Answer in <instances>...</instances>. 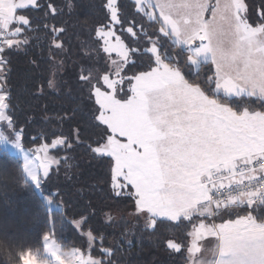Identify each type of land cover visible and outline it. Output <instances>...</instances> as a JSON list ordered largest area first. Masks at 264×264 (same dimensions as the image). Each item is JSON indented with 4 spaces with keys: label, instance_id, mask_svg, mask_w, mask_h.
<instances>
[{
    "label": "snow or ice",
    "instance_id": "1",
    "mask_svg": "<svg viewBox=\"0 0 264 264\" xmlns=\"http://www.w3.org/2000/svg\"><path fill=\"white\" fill-rule=\"evenodd\" d=\"M135 5L137 14L160 24L158 31L143 26L134 31L139 23L134 22L126 31L139 39L126 44L117 37L113 43L116 33L102 25L97 43L117 59L102 70L84 69L88 74L80 77L96 106L94 119L105 126L91 151L111 159L113 193L134 197L136 213L147 214L150 226L157 218L190 226L186 249L167 242L176 253L186 251L188 264H264V222L252 214L264 207V111L233 107V98L241 97L264 104V23H249L245 0H135ZM27 7L40 5L38 0H0V54L20 44L13 37L31 22L17 12ZM106 7L112 25L122 26L116 0H107ZM176 45L180 51L173 55ZM144 56L146 65L131 59ZM204 65L209 67L203 79H195ZM137 66L145 70L126 74ZM5 68L0 58V69ZM48 83L54 86L53 80ZM9 100L0 84V122H5L0 142L16 148L23 145L24 130ZM59 145L71 147L62 134L31 149L23 145L21 174L37 188L50 180L51 166L61 163L50 155ZM238 206L249 210L223 219ZM217 218L222 222L215 223ZM87 235L91 247L94 237ZM210 238L216 245L206 262L201 242ZM43 242L45 254L57 264H105L79 249L63 251L51 232ZM17 258L19 264H40L41 250L25 249Z\"/></svg>",
    "mask_w": 264,
    "mask_h": 264
},
{
    "label": "trees",
    "instance_id": "2",
    "mask_svg": "<svg viewBox=\"0 0 264 264\" xmlns=\"http://www.w3.org/2000/svg\"><path fill=\"white\" fill-rule=\"evenodd\" d=\"M245 3L249 23H264V0ZM38 4L39 8L18 11L31 23L19 35L20 44L2 54L6 68L0 69V84L10 94L12 114L24 130L25 148L50 143L61 134L71 147L50 149L61 163L51 166L50 180L39 188L22 176L17 156L0 151V264H19L18 253L25 249L42 250L43 236L49 232L62 248H81L105 264H186V252L176 253L167 242L172 239L186 249L190 226L162 218L150 226L147 215L136 213L134 197L128 198V192L119 197L113 193L111 159L91 151L105 126L94 119L96 106L80 77L88 74L84 69L102 70L108 63L96 36L109 22L106 0H38ZM117 5L124 22L116 26V32L126 44L139 39L126 31L134 22H139L134 31L139 32L141 26L148 32L158 31L160 24L144 13L137 14L133 1L117 0ZM179 51L171 46L172 54ZM131 59L146 65L148 57ZM208 67L202 66L195 79H203ZM143 70L132 67L127 74ZM49 80L54 81L53 87ZM233 99L237 101L233 107L264 111L257 98ZM252 214L264 222V207ZM89 232L94 237L91 247L85 237ZM104 249L108 254H102Z\"/></svg>",
    "mask_w": 264,
    "mask_h": 264
},
{
    "label": "rangeland",
    "instance_id": "3",
    "mask_svg": "<svg viewBox=\"0 0 264 264\" xmlns=\"http://www.w3.org/2000/svg\"><path fill=\"white\" fill-rule=\"evenodd\" d=\"M131 1H133L134 2V4H135V0H131ZM211 2H215V0H211ZM116 3H117V0H116ZM106 4H107V0H106ZM135 8H136V5H135ZM137 9V8H136ZM108 10V9H107ZM108 13H109V11H108ZM157 13H158V10H157ZM17 15H22L21 13H19V12H17ZM149 18V17H148ZM258 24H260V23H257V24H254L253 26H256V25H258ZM107 25H109L110 27H112V30L116 33V35H115V37H113L112 38V42L113 43H115L116 42V38L117 37H119V39L121 40V38H120V35L116 32V26L117 25H112V22H111V19H110V13H109V22H108V24ZM13 39H15V40H19V36H15V37H13ZM101 44H102V42H101ZM177 46V48H179V46L178 45H176ZM106 54V53H105ZM176 53H173V55H175ZM184 55L186 56L187 55V53H184ZM106 56H107V58H108V63L110 64V60L111 59H117V57H116V55L113 53V54H111V56H110V58H109V54H106ZM201 68V67H200ZM199 68V69H200ZM127 74V73H126ZM127 75H129V74H127ZM129 76H131V75H129ZM125 87H127V85H125ZM130 94V93H129ZM252 98H255V97H252ZM96 115H97V113H96ZM4 125H5V122H0V131H3L4 130ZM42 143H45V142H42ZM38 145V144H37ZM37 145H34L32 148H34V147H36ZM94 147H96V145L94 146ZM2 150H6V151H8V152H10L11 154H13V155H15V156H17L20 160H21V164H22V166H23V157H24V150H23V145H21V144H19V143H17V145H16V148H14V147H11V146H9V147H7V148H5L4 146H3V144H2V142H0V151H2ZM51 155V154H50ZM98 155V154H97ZM25 178L27 179V180H29V178L27 177V176H25ZM30 181V180H29ZM31 182V181H30ZM46 201V200H45ZM46 203L48 204V205H50L51 203L50 202H47L46 201ZM238 212V211H237ZM237 212H234L233 214H231V216H224L223 217V219H227V218H235L236 217V213ZM143 215H147V214H143ZM239 215H244V214H239ZM207 222H212L211 220H209V221H207ZM215 223H220V222H222V220L220 219V218H217L215 221H214ZM259 222V221H258ZM88 233H86V243H87V246L89 247V238H88V235H87ZM172 240V239H171ZM173 242H175L174 240H172ZM44 243V242H43ZM42 243V244H43ZM189 243V242H188ZM59 244V243H58ZM215 245H216V240H215V238H210V239H207L206 241H202L201 242V247H202V249L204 250L203 251V253H202V255H203V258L205 259V261L207 262L208 260L209 261H211L212 259H213V254H212V251H213V249L215 248ZM59 246L61 247V245L59 244ZM63 249V251H65V252H70V251H72V250H76V249H79L82 253H84L85 255H89L90 253L88 252V251H84L83 249H81V248H74V247H72V248H68V249H64V248H62ZM186 252V251H185ZM91 255V254H90ZM92 256V255H91ZM93 258H94V256H92ZM95 259V258H94ZM40 264H57V262H56V260H55V257L53 256V255H51V254H45V252H44V250H43V247H42V250H41V259H40ZM186 264H188V262L186 263Z\"/></svg>",
    "mask_w": 264,
    "mask_h": 264
},
{
    "label": "crops",
    "instance_id": "4",
    "mask_svg": "<svg viewBox=\"0 0 264 264\" xmlns=\"http://www.w3.org/2000/svg\"><path fill=\"white\" fill-rule=\"evenodd\" d=\"M257 111H259V110H257ZM241 209H248V208H245V207H243V206H238V207L235 208L234 211L230 212V215H229V216H231V214H233L234 212H237V211H239V210H241ZM244 214H246V213H244Z\"/></svg>",
    "mask_w": 264,
    "mask_h": 264
},
{
    "label": "built area",
    "instance_id": "5",
    "mask_svg": "<svg viewBox=\"0 0 264 264\" xmlns=\"http://www.w3.org/2000/svg\"><path fill=\"white\" fill-rule=\"evenodd\" d=\"M1 57H2V54H0V58H1ZM232 191H233V193L235 194V193L237 192V189L233 188ZM215 196H216V194L214 193L213 196H212V198L214 199Z\"/></svg>",
    "mask_w": 264,
    "mask_h": 264
}]
</instances>
